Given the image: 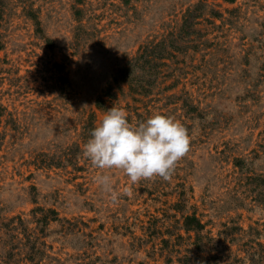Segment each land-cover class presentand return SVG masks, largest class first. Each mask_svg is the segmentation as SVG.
Instances as JSON below:
<instances>
[{"label": "rangeland", "instance_id": "obj_1", "mask_svg": "<svg viewBox=\"0 0 264 264\" xmlns=\"http://www.w3.org/2000/svg\"><path fill=\"white\" fill-rule=\"evenodd\" d=\"M113 106L190 137L168 181L107 173L115 202L82 155ZM259 243L264 0H0V264H261Z\"/></svg>", "mask_w": 264, "mask_h": 264}, {"label": "clouds", "instance_id": "obj_2", "mask_svg": "<svg viewBox=\"0 0 264 264\" xmlns=\"http://www.w3.org/2000/svg\"><path fill=\"white\" fill-rule=\"evenodd\" d=\"M189 150L188 131L174 118L154 112L133 124L124 109L113 106L91 130L82 155L99 172L94 183L115 202L117 193L107 173L120 171L132 184L157 177L168 181ZM124 192L131 194L128 189Z\"/></svg>", "mask_w": 264, "mask_h": 264}, {"label": "trees", "instance_id": "obj_3", "mask_svg": "<svg viewBox=\"0 0 264 264\" xmlns=\"http://www.w3.org/2000/svg\"><path fill=\"white\" fill-rule=\"evenodd\" d=\"M147 55H149V51H146ZM186 230L189 233L190 231H195L197 233V247L198 249L202 250L201 241L203 240V237L200 236V233L204 230V224L201 222V220L197 216L188 217L186 221ZM214 239H210L209 242H212ZM259 246L262 248L260 252L254 253L255 256H258L260 258L261 264H264V245L259 243ZM199 259V258H198ZM211 260L206 261H199L198 264H210ZM206 262V263H204ZM185 264H189L188 262H185Z\"/></svg>", "mask_w": 264, "mask_h": 264}]
</instances>
